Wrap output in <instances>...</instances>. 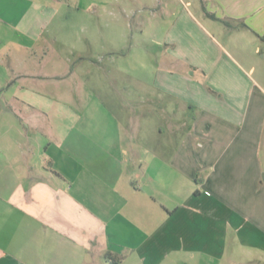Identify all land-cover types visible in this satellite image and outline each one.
I'll list each match as a JSON object with an SVG mask.
<instances>
[{
	"label": "crops",
	"instance_id": "1",
	"mask_svg": "<svg viewBox=\"0 0 264 264\" xmlns=\"http://www.w3.org/2000/svg\"><path fill=\"white\" fill-rule=\"evenodd\" d=\"M129 1L0 0V264H264V0ZM130 3L166 47L114 111L41 24Z\"/></svg>",
	"mask_w": 264,
	"mask_h": 264
},
{
	"label": "rangeland",
	"instance_id": "2",
	"mask_svg": "<svg viewBox=\"0 0 264 264\" xmlns=\"http://www.w3.org/2000/svg\"><path fill=\"white\" fill-rule=\"evenodd\" d=\"M133 4L130 3L125 8V13H121L117 20L113 16L105 15L100 21L97 16L98 12H96V14L89 15L96 16L90 22H87L85 13H78L75 9L65 6L63 10L69 12L71 20H65L60 24L58 23L60 16H56L50 23L41 24L42 29L51 34L58 32V26H61L64 31L77 33V39H68L71 44L68 46V52L76 53L69 57L77 63L75 68L78 70L71 73L67 79L70 80L72 77L73 80H76L73 86L76 85L82 98L90 91L93 95L92 91L95 88L96 101L108 102L109 107L114 111L122 109V111H128L124 105L131 103L123 104L120 98L123 96L134 98L136 95L135 87L131 85L133 81L130 76L136 73L137 66L144 68V75L149 76L148 68L152 65H159L160 54L166 47L163 40H160L154 33L150 21V10L136 7ZM3 31L11 33L14 30L7 23L0 22V32ZM103 33L105 34L104 37L102 36ZM98 49L102 54H96L99 52ZM77 51L89 55L95 53V61L85 58L76 62L78 59ZM105 66L111 68V77H109L108 72L103 71ZM121 68L126 69V71L121 70ZM66 82L64 87L66 89L71 88V84L68 85ZM150 91L151 89L145 88L144 94L150 95ZM80 107L84 109L83 104H80Z\"/></svg>",
	"mask_w": 264,
	"mask_h": 264
},
{
	"label": "trees",
	"instance_id": "3",
	"mask_svg": "<svg viewBox=\"0 0 264 264\" xmlns=\"http://www.w3.org/2000/svg\"><path fill=\"white\" fill-rule=\"evenodd\" d=\"M208 14L212 18L222 21L226 26H228L230 28H234V27L245 28V27H247V25L243 21H239L238 24H234V22L232 20L220 19V18H217L214 14H211V13H208ZM261 38H263V36H261Z\"/></svg>",
	"mask_w": 264,
	"mask_h": 264
}]
</instances>
